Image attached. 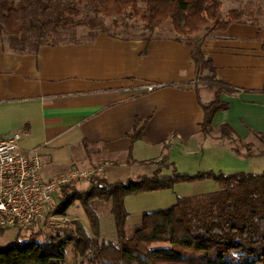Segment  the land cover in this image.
<instances>
[{
    "label": "crops",
    "instance_id": "obj_1",
    "mask_svg": "<svg viewBox=\"0 0 264 264\" xmlns=\"http://www.w3.org/2000/svg\"><path fill=\"white\" fill-rule=\"evenodd\" d=\"M223 10L222 2L223 16L234 9ZM257 33L246 20L214 32L203 45L217 81L235 91L221 95L229 110L215 115L214 130L228 125L242 142L257 138L253 132L264 135V50ZM196 84L191 47L169 37L100 33L36 53L14 52L0 37V138L17 132L23 151L38 148L47 179L100 169L108 183L127 182L141 176L140 167L154 173L150 163L167 144L171 166L175 153L190 157L206 142L212 149L223 145L201 132L200 102H211L215 93ZM150 85L157 88L147 92ZM136 119L146 126L132 144Z\"/></svg>",
    "mask_w": 264,
    "mask_h": 264
},
{
    "label": "trees",
    "instance_id": "obj_2",
    "mask_svg": "<svg viewBox=\"0 0 264 264\" xmlns=\"http://www.w3.org/2000/svg\"><path fill=\"white\" fill-rule=\"evenodd\" d=\"M89 6L101 18L83 19ZM246 16L241 9L223 16L222 0H0V37L14 52L36 53L44 45L93 41L100 33L115 35L111 28H120L118 18L139 21L144 29L140 38L151 41L159 37L156 32L170 21L176 34L173 40L191 47L196 65L195 87L214 90L211 102H200L205 114L201 132L210 137L215 115L229 110L221 95L235 91L217 81L213 61L203 45L214 32L243 23ZM106 20H112L111 24L107 25ZM251 22L258 28L257 37L264 50V25L253 18ZM82 27L89 30L88 40L76 39V30ZM145 126V121L135 120L129 134L132 144L141 138ZM220 131L221 139L235 135L228 125L221 126ZM253 133L264 143L263 134ZM168 145L162 158L164 163L152 175L111 184L96 174L84 191L71 184L60 187V196L51 212L64 216L80 202L92 234L81 223H76L74 230L52 235L39 230L26 237L20 232L14 243L0 247V264H68L70 248L79 264H264V173L226 175L208 171L189 175L174 171L172 176H163L169 161ZM249 148L250 145L247 157L253 156ZM204 180H213L219 190L178 197L171 208L143 213L141 224L129 230L130 213L125 203L128 196ZM94 202L112 205L116 243L101 238ZM4 232L0 230V236ZM41 237L44 241H40Z\"/></svg>",
    "mask_w": 264,
    "mask_h": 264
},
{
    "label": "rangeland",
    "instance_id": "obj_3",
    "mask_svg": "<svg viewBox=\"0 0 264 264\" xmlns=\"http://www.w3.org/2000/svg\"><path fill=\"white\" fill-rule=\"evenodd\" d=\"M223 2V13H226L228 9H241L246 12V20L251 19L257 20V22L264 25V0H222ZM100 15H97L92 11L91 7H87L82 15L83 19H91ZM120 22V28L115 30L111 28V32L118 36L124 37H143L144 29L143 25L133 19L118 18ZM112 20H106L107 25H110ZM76 39L88 40L89 30L85 27L78 28L76 30ZM155 36L160 37H176L173 31L171 22L168 21L162 25V27L156 32ZM207 76L208 72L205 73ZM217 136L223 145L212 149V142H206V144L198 149L200 153L198 155H190L185 157V153L181 156L180 153L173 155L172 166L168 161L166 169L163 170V176H172L174 171L177 173L195 175L199 172L214 171L216 173L222 172L226 175H232L237 173H252V174H263L264 173V143L260 138L254 136L250 139L241 141V138L236 135H232L229 138L221 139L220 127L213 131L212 136ZM250 143V144H249ZM250 145V153L253 155L247 157L248 146ZM224 149H223V148ZM235 149L239 151L236 153ZM162 158L150 163L157 170L160 164H163ZM138 172H141V176L146 175V168L140 167ZM153 174V173H152ZM148 174L147 175H152ZM72 186L76 187L79 191H84L88 188L89 182H74ZM219 190V185L213 180H204L190 183H180L175 185L173 189L165 191H156L149 193H142L138 195L128 196L125 200L126 208L130 213L128 219V228L133 231L134 228L139 226L142 221V215L145 212H157L171 208L178 197H189L201 194L212 193ZM53 201V204L58 199L59 192ZM93 209L95 210L99 221H100V236L103 240L109 242H117V232L115 227L114 217L111 214L112 205L105 202H94ZM56 223L59 227L55 226L50 232L45 234H56L58 231L65 229H75L76 223H81L85 226L87 231L92 234L90 221L88 220L82 204L77 202L72 208L69 209L66 215L56 214ZM22 232L23 236L29 237L32 231L12 229L6 230L3 235L0 236V247L10 245L14 243L17 235ZM45 238L41 237L40 241H44ZM71 249V248H70ZM68 250V264H79L80 260L71 250Z\"/></svg>",
    "mask_w": 264,
    "mask_h": 264
},
{
    "label": "built area",
    "instance_id": "obj_4",
    "mask_svg": "<svg viewBox=\"0 0 264 264\" xmlns=\"http://www.w3.org/2000/svg\"><path fill=\"white\" fill-rule=\"evenodd\" d=\"M156 88L150 85L146 90L153 92ZM21 138L17 132L0 138V230L50 232L59 227L51 208L60 187L89 182L100 169H72L62 177L47 179L38 148L23 151Z\"/></svg>",
    "mask_w": 264,
    "mask_h": 264
}]
</instances>
